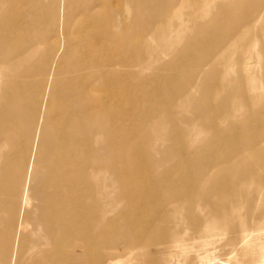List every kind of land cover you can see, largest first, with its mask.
Here are the masks:
<instances>
[{"label": "bare ground", "instance_id": "6f19581e", "mask_svg": "<svg viewBox=\"0 0 264 264\" xmlns=\"http://www.w3.org/2000/svg\"><path fill=\"white\" fill-rule=\"evenodd\" d=\"M178 1L121 0L127 15L114 14L110 26L92 17L95 27H106L101 34L78 26L81 37L101 42L111 30H121V51L110 59L115 61L98 59L103 53L96 54L94 43L86 55L66 57L75 22L60 34L44 29L42 48L12 58L1 54L12 39L0 36V264H264V102L252 106L240 85L254 68L264 71L256 40L264 27V0L214 5L212 19L197 22L183 48L161 64L173 38L169 34L167 43L156 29L173 25L185 3ZM214 1L200 8L209 11ZM73 5L88 7L79 0ZM73 5L61 2L54 12L73 19L67 7ZM161 11L165 21L158 20ZM50 13L36 17L48 24ZM10 23L13 30L19 26L14 19ZM182 24L185 29L190 23ZM50 36L62 42L53 44ZM49 52L72 71L53 79L56 93L42 105L33 92L47 88L51 69L42 59ZM181 57L188 65L174 66ZM32 62L40 66L28 73ZM141 62L163 72L149 78L158 84L155 92L142 91L147 79L140 73L124 74V66ZM85 78L90 88L80 82ZM97 90L107 98H96ZM130 96L139 99L128 103ZM147 100L152 104L144 107ZM235 102L245 113L242 120L233 114ZM127 123L134 126L131 133L120 128ZM132 134L141 143L138 150L127 147ZM193 134L206 140L199 144ZM66 143L91 152L118 186L115 200L105 201L87 160L74 170V161L60 150ZM159 151L174 152L162 170L148 156ZM69 172L74 179L67 178ZM123 257L127 263H113Z\"/></svg>", "mask_w": 264, "mask_h": 264}, {"label": "rangeland", "instance_id": "374dc122", "mask_svg": "<svg viewBox=\"0 0 264 264\" xmlns=\"http://www.w3.org/2000/svg\"><path fill=\"white\" fill-rule=\"evenodd\" d=\"M36 1L37 0H13L12 2H9L8 0H0V19L1 20L3 19L4 21L3 23L0 20V36L12 39L6 45V49L1 53L2 56L5 55L9 58H12L16 56L19 52L27 50L29 48H31V50L34 49L32 51L42 48L43 45H42L41 36H42V31L44 29L49 30L51 34L52 33L60 34L59 31L63 30L64 28L65 29L70 28L71 25L75 22L74 24L75 28H73V30L71 31L72 35L66 39V41L71 40V45H72L71 47L67 49L65 53L66 57L69 58L72 56L75 57V56H80V55H86L88 46L94 43L96 44L97 51H98L96 54L103 53L102 55L98 56V59L107 57L106 61H115V60H110V59L115 58L118 55V53L121 51V46H122V41H120L121 36H122L121 30L119 29L111 30V33L110 35H108L107 40L104 39V41L101 42L99 40L93 41L90 39V37H81L79 31H76V29L78 30L79 25H84L85 26L84 30L87 31L89 35L90 34H96V35L101 34L106 29V27L105 26L95 27V25L91 21L92 17L98 16L99 18H102L106 22V24L110 26L109 23L111 22L112 16L114 14L127 15V11L125 7L123 9L122 5L120 4L121 0H101V1H97V3L92 7L89 6V3L91 0H79L88 6L86 9H78L77 7H75L73 5V2L76 3L77 0H45L53 4V6L50 7L49 9L46 5L42 6L40 4H37ZM177 1L178 0H176V2ZM180 1H184L185 3L183 7L179 6L178 7L179 10L177 9V11L175 12V15L177 17L174 19L172 23L173 25L172 26L162 25L156 29L157 34L158 35L161 34L160 37L167 38V36L171 34L173 38V41L166 48V54L160 55L161 64L168 63L171 58L170 56H172L171 54L183 48L184 43H185V37H188L190 33L193 32L194 30L193 27L197 24V22L205 23L212 19V15L216 12L214 10V5H220L223 3L231 4L229 3L228 0H215L214 3L210 6L209 11H207V9L205 11H202L203 9L200 8L201 5H203L208 0H179L178 2ZM61 2H63V5H73V6H67L68 12L74 15L73 19H68L67 17L63 18L60 12H57V11L54 12L56 10V7L54 5L58 6V4ZM49 12H51L50 13L51 15L50 23L45 24L42 21H38L36 16L41 15L43 13H49ZM26 13H28V15ZM31 16H34V18H31ZM26 17H30L27 23H26ZM13 19L19 22L18 23L19 26L15 30L12 29L11 23H10V21ZM166 19H167L166 13L164 11H161L158 15V20L165 21ZM187 21L190 23L187 28L185 29H182L183 27L179 28L180 25H183L182 23L185 24V22L187 23ZM177 27L179 28V32L175 33L174 30ZM64 33H67V32H64ZM127 33H128V28L124 27V38ZM50 37H53V36H50ZM59 37L62 39L60 35ZM56 38L57 37L50 38L52 39L51 42H53V44H60L62 40L60 38H57V39ZM169 40L170 39L167 38L166 42L168 43ZM256 40L258 42L259 50L264 51V27L263 26L257 30ZM73 42L75 44H73ZM106 42H107V46L105 45ZM140 42H141L140 39L134 40V43H140ZM150 43L152 47L157 48L156 42H150ZM125 52L126 50L124 47V53ZM135 56L136 55H134V57L131 60H133ZM231 57L232 55L231 53H229L228 57H226L225 59H228ZM145 59H146V63L150 61V59H148L147 57ZM2 60L3 58L0 56V65L2 63ZM260 60L262 61V59ZM177 61L178 62L175 63L174 66L184 65V64L185 66H187L189 63L187 61V58L183 59L182 57L179 58ZM34 62L31 63L32 65L30 64L26 67V69L28 68V73H33L35 68L40 66V65L34 66ZM42 64L43 66H46L47 68L51 69L50 75H49L50 77L44 80V83L47 88L46 89L40 88L34 91L33 95L38 101H40L42 105H45V104L51 103L52 95L56 93V90H57L55 86L50 85L52 84L53 79L64 77L65 75L71 76L72 70L70 67L61 65L59 58L55 57V55L52 52H49V54L44 59H42ZM144 64L145 63L141 62L138 65V67H132L131 65L124 66V69H123L124 74L140 73L143 79H147L145 81L147 82L146 85L141 86L142 91L145 93L150 92V91L155 92V88L157 87L158 84L157 83L149 84V78L155 75V73L162 74L163 72L155 71L152 68L147 69L148 65L145 68ZM176 72L177 71L174 70L168 73L175 74ZM263 72H264L263 67L262 69L261 68L258 69L256 67L253 69V71H250V73L244 75V77H242V79L240 80V85L243 87L244 92L251 100H253L251 102L252 106L262 105L261 103L264 102ZM224 76L225 78L234 80L232 78L234 74L232 73H225ZM126 81H129V80H125L124 82L125 85H127ZM80 82L82 83L84 87H87V88L91 87V82H89L86 78L81 80ZM142 82L143 81L139 83H142ZM134 83H137V82H134ZM180 88L181 87L177 85L176 90L177 89L179 90ZM173 89H175V87H173ZM93 94L96 98H100L103 100L107 98V96H105L104 91H100V90L93 91ZM124 96H125L124 99H127V95L125 93H124ZM25 97L32 98L33 96L30 94ZM114 98L118 99V97H114ZM138 99L139 98L130 96L128 98V103L137 102ZM151 104L152 103L147 100V103L144 105V107H147ZM238 105L239 104H237L236 102L234 103L233 114H235L238 117V119L242 120L245 113L243 109H240ZM261 120L262 122H264V115L261 117ZM54 128H56V126H54ZM120 128L124 129V131L129 130V132L131 133L134 129V126L132 124H130L129 126V124L127 123V126L120 125ZM130 128H133V129H130ZM130 138L132 139L131 145L127 147L136 148L138 150V145H141V143H139V139L136 138L134 134H132ZM192 140L195 142H199V144H201V142L206 140V138L200 137L198 134H193ZM142 142L146 143L145 141H142ZM67 149H70V151L65 153ZM60 150L66 160L72 159L74 161L72 166L75 171L78 169V167L82 168L84 164L83 161L87 160L85 163H89L90 168H87L86 170L90 172L91 167L96 169L91 173V176L97 179L96 180L97 189L99 192L103 193L105 197V201L109 202V201L116 199L115 193L119 189L118 186L111 180L110 176L100 168L99 162L96 159H91L92 158L91 152H88V151L77 152L78 149L69 143L62 145L60 147ZM140 156L145 157L142 153H140ZM148 156L153 157L156 160L155 166L158 167L159 170H162L164 169V167L161 168L162 161L164 159H171L174 156V152H170L164 155V154H160V151H159V152H153L151 154H148ZM63 161L64 160H61V161L58 160V163L60 162L63 163ZM156 173H159V172H156ZM74 175L76 174L69 172L67 174V178L74 179ZM197 243H198V240L193 241L194 245ZM148 250H152V248L150 247ZM224 258H227V257L225 256ZM116 261L127 263L124 257L120 259H115L113 263Z\"/></svg>", "mask_w": 264, "mask_h": 264}]
</instances>
